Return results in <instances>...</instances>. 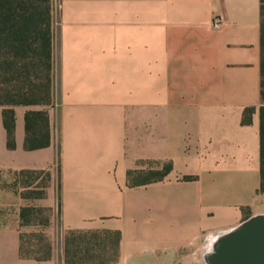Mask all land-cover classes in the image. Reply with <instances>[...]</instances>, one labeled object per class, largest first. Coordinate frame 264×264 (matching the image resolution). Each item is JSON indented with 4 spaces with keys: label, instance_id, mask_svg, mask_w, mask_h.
<instances>
[{
    "label": "crops",
    "instance_id": "1",
    "mask_svg": "<svg viewBox=\"0 0 264 264\" xmlns=\"http://www.w3.org/2000/svg\"><path fill=\"white\" fill-rule=\"evenodd\" d=\"M54 7V104L16 107L15 150L2 114L0 171L52 172L39 203L55 209L46 232L61 247L48 261L23 259L20 232L5 221L0 264H66L69 230L121 232L119 251L102 254L101 264H206L220 234L264 213L261 0ZM247 107L257 108L251 125L243 124ZM43 109L52 143L28 151L25 114ZM169 162L164 180L128 185L129 171Z\"/></svg>",
    "mask_w": 264,
    "mask_h": 264
},
{
    "label": "trees",
    "instance_id": "2",
    "mask_svg": "<svg viewBox=\"0 0 264 264\" xmlns=\"http://www.w3.org/2000/svg\"><path fill=\"white\" fill-rule=\"evenodd\" d=\"M54 0H0V108L7 131V147L17 148L16 107L54 104L55 91V20ZM256 107H247L243 124L251 125ZM261 185L264 193V0H261ZM25 149L33 151L49 147L52 128L48 109L29 110L25 114ZM173 170L166 163L162 170H131L128 185L136 187L161 181ZM15 185H20L24 200H43L54 184L50 170L23 169L14 172ZM146 175V176H145ZM42 178V179H41ZM195 177L186 176V180ZM60 183V182H59ZM60 188V184H59ZM61 212V202L58 213ZM55 209L40 205H24L20 209V256L23 259L48 261L54 245L45 229L52 223ZM249 218V216H248ZM26 227L41 231L26 232ZM120 231L69 230L65 237L66 264H101L102 254L119 251Z\"/></svg>",
    "mask_w": 264,
    "mask_h": 264
},
{
    "label": "water",
    "instance_id": "3",
    "mask_svg": "<svg viewBox=\"0 0 264 264\" xmlns=\"http://www.w3.org/2000/svg\"><path fill=\"white\" fill-rule=\"evenodd\" d=\"M204 260L206 264H264V213L220 234Z\"/></svg>",
    "mask_w": 264,
    "mask_h": 264
},
{
    "label": "rangeland",
    "instance_id": "4",
    "mask_svg": "<svg viewBox=\"0 0 264 264\" xmlns=\"http://www.w3.org/2000/svg\"><path fill=\"white\" fill-rule=\"evenodd\" d=\"M0 126H2V111L0 109ZM42 179V178H41ZM16 176L14 172L9 170H1L0 171V226L5 222L8 223L12 222L14 224L15 229L19 232L21 231L20 225V209L24 205H41L39 202L40 200H24L21 198L20 195V185H15ZM8 203V205L6 204ZM48 228V227H47ZM46 228V229H47ZM45 229V232H46ZM26 232L32 231H41L39 227H26L23 229ZM46 234L50 237L53 242L54 249L61 247V240L60 242L54 240L52 235L46 232ZM67 232L64 235V241ZM65 249V246H64ZM65 252V251H64Z\"/></svg>",
    "mask_w": 264,
    "mask_h": 264
},
{
    "label": "built area",
    "instance_id": "5",
    "mask_svg": "<svg viewBox=\"0 0 264 264\" xmlns=\"http://www.w3.org/2000/svg\"><path fill=\"white\" fill-rule=\"evenodd\" d=\"M222 25H223V21L222 20L216 19L213 22V27H215L217 29H220L222 27Z\"/></svg>",
    "mask_w": 264,
    "mask_h": 264
}]
</instances>
